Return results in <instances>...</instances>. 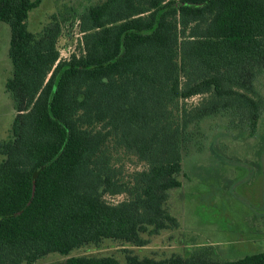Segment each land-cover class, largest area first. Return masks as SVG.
<instances>
[{
	"label": "trees",
	"instance_id": "trees-1",
	"mask_svg": "<svg viewBox=\"0 0 264 264\" xmlns=\"http://www.w3.org/2000/svg\"><path fill=\"white\" fill-rule=\"evenodd\" d=\"M42 0H0L10 27L16 116L0 139V264H264V252L219 259L72 255L112 239L135 246L180 227L170 192L183 185L189 125L228 111L250 135L264 97V0H104L80 16L78 52L61 58L63 23L28 25ZM199 96L189 104L186 100ZM144 168L125 176L114 160ZM125 195L117 202L107 196ZM128 251V250H125Z\"/></svg>",
	"mask_w": 264,
	"mask_h": 264
},
{
	"label": "rangeland",
	"instance_id": "rangeland-1",
	"mask_svg": "<svg viewBox=\"0 0 264 264\" xmlns=\"http://www.w3.org/2000/svg\"><path fill=\"white\" fill-rule=\"evenodd\" d=\"M104 0H42L30 11L28 25L41 31L54 14L63 23L58 46L61 58L78 52L82 37L80 16ZM11 31L0 21V139L11 134L16 109L6 90L12 75L9 58ZM264 97V71L255 79ZM196 96L186 101L197 103ZM115 164L125 176L144 168L134 155L119 151ZM183 185L171 190L169 207L180 227L145 237L149 243L135 246L106 239L100 246H83L72 255H114L124 261L127 253L140 257L165 258L210 250L219 259H236L264 252V110L258 130L250 135L241 117L220 111L192 122L187 130L183 153ZM125 195L107 196L111 202ZM128 250V251H125ZM67 256L52 253L36 264H64Z\"/></svg>",
	"mask_w": 264,
	"mask_h": 264
},
{
	"label": "crops",
	"instance_id": "crops-1",
	"mask_svg": "<svg viewBox=\"0 0 264 264\" xmlns=\"http://www.w3.org/2000/svg\"><path fill=\"white\" fill-rule=\"evenodd\" d=\"M260 239H264V237L261 236Z\"/></svg>",
	"mask_w": 264,
	"mask_h": 264
}]
</instances>
